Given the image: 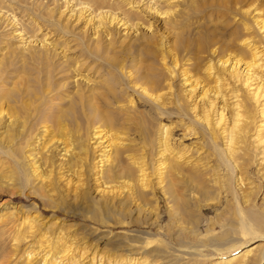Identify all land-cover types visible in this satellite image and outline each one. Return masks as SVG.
I'll return each instance as SVG.
<instances>
[{
  "label": "bare ground",
  "instance_id": "6f19581e",
  "mask_svg": "<svg viewBox=\"0 0 264 264\" xmlns=\"http://www.w3.org/2000/svg\"><path fill=\"white\" fill-rule=\"evenodd\" d=\"M188 1L63 0L64 7L68 8L66 14L74 16V26L79 19L83 20V27L91 24L92 38L86 42L85 50L89 52L86 57L95 58L105 68L106 76L102 78L105 79L102 86L92 87L86 84L85 78V86H77L67 93V78L73 77L74 83L84 79L87 73L82 76L79 68L88 71L95 62L66 53L69 47L66 34L73 27L70 29L66 22L54 18L52 8L45 12L42 0L30 3V10L49 22L54 34L67 37L64 42L55 37L54 43L46 37L47 32H33L31 28L33 34L21 38L20 42L26 47L38 38V48H30L31 53L26 54L11 50L0 60V154L3 162L15 166L10 177L13 181L22 182L25 175L42 181L56 175L57 179H65L66 185L73 181L74 187L76 183V192L72 187L71 190L77 205L91 214L94 223L109 227L120 224L121 213L129 212L131 204H136L139 210L153 205L158 220L159 202L154 200L158 190L169 207V217L181 228L177 236L182 235V238L189 231H195L193 236L198 237L201 234L197 231L200 229L198 221L204 209L211 202H218V194L227 189L231 195L229 218L221 224V235L214 236L208 228L206 232L212 238H201L203 246L209 244L216 251L226 252L242 240L264 238V207L245 205L248 192L240 195L239 200L237 184H234L242 180L240 175L235 178L234 172L244 169L249 173L255 157L257 164L264 166V74L260 78L255 71L264 66V61L260 60L264 57V35L260 34L264 31V18L251 17L250 11L255 6H249L256 4V0ZM182 2L192 10L202 4L216 6L230 14L229 20L239 15V29L225 42L212 33L186 42L183 32L176 35L173 44L163 38L161 42L156 41L151 35L152 26L157 27V22L163 20L168 28L176 23L179 27L175 15ZM2 9L3 0H0V18L7 12ZM58 10L60 14L63 12ZM246 12L251 13L255 31L260 32L262 47L254 44L257 32L253 39L249 37L250 32H245L250 26L242 14ZM5 18L15 19L13 14ZM112 27L124 33L132 31L135 35L140 29H147L150 33L143 35L142 41L147 44L148 53H144V57L142 53H115L108 46L109 42L105 44ZM20 31L17 30L18 35L29 32ZM71 34L79 38L78 33ZM135 39L125 51L133 48ZM78 40L82 46V40ZM243 40L248 41L246 48L238 42L243 43ZM155 45L159 46L158 50ZM161 65L165 72L159 71ZM13 74L16 79L7 83ZM131 94H136L138 101ZM188 102L191 103L190 115ZM143 103L149 105V109H139ZM253 108L258 120L252 113ZM172 114L179 118L188 135L198 137L199 146H180L173 142V126L158 121L163 115ZM132 128L143 137L139 147L129 139ZM91 139L95 140L90 142ZM127 140L130 141L127 143ZM221 167L228 173L224 175L225 180L219 173ZM257 174L261 184L257 182L256 192L264 189V167ZM150 177L155 181L151 182ZM91 180L93 191L100 194L98 200L90 196ZM41 191L46 192V189L43 187ZM36 194L43 197L40 192ZM9 217L0 211V264H191L190 257L196 252L174 253L176 250L169 241L148 238L143 243L138 241L139 244L149 247L162 244L165 249L157 252L158 249L151 248L147 256L140 257L131 251L128 258L116 260L94 247L84 256L87 246L82 245L77 251L72 241L63 237L65 234L47 235L45 227L44 231L35 233L39 227L33 222L26 224L27 215L21 217V222H8ZM9 223L13 229L5 226ZM22 225L26 228L24 231ZM28 237H31L30 244L22 248V242L28 241ZM35 243L37 245L30 250ZM199 252L195 254L205 255ZM262 260L264 262V243H251L214 264H260Z\"/></svg>",
  "mask_w": 264,
  "mask_h": 264
},
{
  "label": "rangeland",
  "instance_id": "374dc122",
  "mask_svg": "<svg viewBox=\"0 0 264 264\" xmlns=\"http://www.w3.org/2000/svg\"><path fill=\"white\" fill-rule=\"evenodd\" d=\"M42 1H43L42 9L44 11L49 8H52L54 10V12H52L54 13V18H58L59 21L62 23L66 22L65 24H68V27L70 29L73 27V30L68 31L69 33L66 34L68 36V37L66 36L67 38L64 35L62 36V34L60 35L54 34L53 32L54 29H52V27H49L50 26L48 24L49 22L41 19L39 16L35 15L33 10L32 11L30 10L32 8V6H29L30 3H35L37 2V0H23L21 2L19 0H3L2 10L4 11L7 10V12L4 14L3 17L0 18V60L3 58L4 55H7V53H11L10 52L11 50H14L16 53L26 54V53H31V51L28 52L30 48L37 49L38 47L36 46V43L38 38H36V40H34L33 43L25 45L26 47L22 46L20 39L26 38L27 35H31L35 31H38V33H40L42 30V33L44 32L48 33L46 34L48 40L54 43L56 42L55 37L57 38L60 37L61 42H64L63 40L64 38L68 39L67 44L69 47L68 48L67 46L65 47V49L67 48V51L65 52L74 53L75 56H78L77 57L78 59L85 61L84 59L87 58L86 55L87 53H89L87 50H85L86 42H88L87 39H89V37L92 38L90 36L91 24H89V26L86 24V26L83 27L85 25L83 23V20L77 19L78 21L76 20L77 22L74 26L75 23V19H73L74 16L72 15V17H70L66 14L68 8H66V6L64 7L63 0H42ZM189 1L191 2L192 0ZM253 5L255 6V8L252 10L253 12L250 11L252 14L250 12L242 13L243 15H245V18L247 17L245 22H249L250 26L249 28H247V30L241 29V31L246 30L245 31L246 33L250 32L248 34L252 35L249 36L252 39L254 38L253 35L255 36L258 33L255 36V39H253L254 44L257 47L260 46L262 47L261 44L262 41L259 37L260 32L255 31L256 29L254 25L251 24L252 23L251 17L257 16L256 17L257 19L259 17L264 18V0H256V4L255 2H253V4H251V6L249 7H253ZM126 7L127 5H125L124 8L126 9ZM244 7H246V5H244ZM58 9H61L63 12L60 14ZM178 10L179 12L177 15H175V20L176 18L179 19L178 20L180 23L179 27L177 26L176 23V26L174 27L171 26L168 28V25H166L163 20H160L161 22L160 21L157 22V27L152 26L153 32H151L152 33L151 35H153V38L156 41L160 40L161 42L163 38V41L173 44L176 39L175 38L176 35L179 32L180 33L183 32L182 37L186 40V42L196 38L199 35H203L207 33H212L220 41L225 42L229 38H232V34L234 33V30L239 29V25H238L240 20L239 15L238 16L234 15L235 17L233 16L232 19L229 20L228 17L230 16V14H225L223 10H220L219 8L213 5L209 6L202 4L201 6H196L194 12V10H192V7H189V5L186 2L184 3L182 2L178 4ZM180 12L182 13V15ZM11 14H13V17L15 18L14 21H12L9 18H5L6 15L11 16ZM247 14L249 17L247 16ZM249 14H251L252 16L250 17ZM67 16L70 18H68ZM20 25H21V29L23 28L24 31L20 29ZM37 27H39V29ZM252 27L254 28V30H252ZM31 28H33L32 30L33 32H30ZM166 28H168V30ZM15 29L24 33H26L27 31L29 32L23 35L20 33V35H18L17 30ZM111 29L112 30L110 34V39L105 44H108L109 42L108 46H110L113 51H116L115 53L118 54L134 53V55H137L138 53H142L141 56L143 57L145 56L144 53H148L146 47L147 44L142 41L143 35L146 36L150 33L147 32V29H145L146 31L144 30V28L143 31L140 29L137 35H135V33H132V31H128V33L127 32L124 33V30L120 31V29H116V28L114 29L113 27ZM71 31L74 32L75 34L78 33L77 36H79L78 39L82 40L83 43L82 46L81 44H78L79 40L75 38L74 35L71 34L72 33ZM260 34L264 35V31H262ZM37 37L40 38V34H38ZM251 38L250 40H252ZM83 39L85 40V42L83 41ZM134 39L136 41L133 48L129 52L125 51V50H129L130 43L133 42ZM238 42L245 48H246V44L248 43V41H244L243 43H240L241 41ZM154 47L156 50L159 49L158 48L159 46L157 45H155ZM263 58L261 57L260 60L264 61ZM87 60L90 62H95V64L92 63V66L94 65L93 66L94 68L92 67V69L88 71H86L85 70L86 68L84 69V67L79 68L81 70L82 76H84L86 73L87 74L86 77H84V79H77L76 83H74L73 77L67 78L69 80L67 81V83H65L66 93L71 89L77 88V86H85L86 84L92 87H97L98 85L102 86L104 80L106 79V76L103 74L105 68H103V66L101 67L100 63L93 57H89L87 58ZM142 62L145 63V59H142ZM159 71L165 72V68L161 65L159 66ZM255 71L258 72V75L260 76V78H262L261 76L262 74H264V66L258 68ZM32 72L34 71L32 70ZM20 75L24 76L21 74V72ZM12 77L8 78L7 83H9L10 80L16 79L15 74H13ZM84 80L87 83L84 82ZM174 82H176V80H174ZM98 89L100 88L98 87ZM132 96L134 100L138 101V97L136 94ZM216 106L218 105L216 104ZM186 107H187V113L190 115L191 103L188 102ZM139 109L147 110L149 109V105L147 104L145 105L143 103V105L139 106ZM252 111H253L252 113L255 114L256 119L258 120L259 116L257 114L256 109L253 108ZM187 120L188 119H186V121ZM158 121L161 122L162 125L173 126V137H172L173 142L180 144V146L200 145L198 137L196 135L193 136L188 135L189 132H187L184 129V126L181 124V122H179L180 121L179 118L176 117L175 115L173 114L171 116L163 115L162 119L161 120L158 119ZM1 130H4V128ZM134 130L135 128H132L130 130L129 139L132 140V142L134 141L133 144H135V147H139L141 146L140 144L141 141L143 140L142 139L143 137H141V135H139L138 132ZM94 140L95 139H91L90 142ZM130 140H127V143ZM201 151H203V149ZM154 159L158 160V157H155ZM256 159L257 157H255V161L250 165L249 173L247 171H244V169L241 171L239 170L238 172L236 171L234 172L235 178L238 175L242 177L241 182L236 181V183L234 184H237L236 189L239 192L238 194L239 200H240V195H244V193L248 192V202L244 204L250 207L262 208L264 207V200H263L264 189L258 190V192H256V187L259 184H261L257 171L258 170L261 171L264 166L262 167V165H258ZM0 160H1L0 211L6 212V215H10L8 222L14 220L16 222H21L20 221L21 217L23 218L24 216L27 215L28 219L26 221V224H30V222H33L34 224H36L37 228L39 227L37 230H35V233H38L41 230L44 231L45 228H47V230H45L47 231V235L49 234L54 235L55 233L58 232L61 236L62 234H65V236L63 235V237H65V239L68 237L67 240L70 239L69 241H72L73 246L76 247L77 251L81 247L87 246L85 251L86 254H83L84 256L89 255V252L94 247L98 248V250L100 251H104L106 256L109 255L111 258H115L116 260H118L121 257L128 258L130 256L129 254L132 252H137L136 257H140V255L147 256L148 255L147 253L152 249H156V250L158 249L157 252L159 250L160 251L164 250L165 245L154 244L155 245L154 247H149L146 245H140L139 243L140 242L143 243L148 238H159L164 241H169L170 245L176 250L174 253L176 252L182 253L188 251L193 252L195 250L196 252L197 251L199 252L201 250L199 253L202 254L205 253V255H197L195 254L196 252H193L192 256L190 257L193 259V262L190 261V263L192 262L191 264H214L215 262L228 259L232 254H236L240 250H243L251 243L252 244L264 243V238L261 237L250 239L248 241L245 239L244 241L242 240V243L237 245L236 247H231L230 249H226L225 250L226 252L217 250L219 253L216 251L215 248H212L211 245L209 244L203 246V244L201 243L202 241L201 238L202 239L212 238L211 237L212 235L208 234L206 230L209 228L211 229L214 236L215 235L220 236L223 231V226H221V224L226 223L225 220L228 221L227 220L229 218L228 205L231 202V195L229 194L227 189L225 190L222 189L221 192L218 194L219 197L218 202L217 201L215 203L211 202L209 207H207V209H204L203 213L201 214L202 218L200 217L201 220L199 219L198 221V227H200V229H197V231H199L201 234L198 237H196L193 236L195 231L194 232L189 231V234L190 233L192 234L190 235L188 234L181 238L182 235L177 236L181 228L177 227V223H175V220L169 217V207L166 203L165 198L158 190L156 191V196L154 197V200H156V202L157 201L159 202V207L157 210L159 211L160 217L158 220L155 218L156 214L152 209L153 205L151 206L147 205L146 206L147 209L139 210L136 204H131L130 206L131 209H129V212L127 210L121 213L120 224L117 225L114 224L113 226L109 227L99 223L97 224L94 223L93 220L90 218L91 214L89 212L87 213L84 212L85 209H82L80 205H77L78 202H76L75 199L73 198L74 195L73 191L76 192V188H75L76 183L73 185L74 187H72L73 181H71L72 184L70 183L66 185L64 181L65 179L63 178L57 179L56 175L54 177L51 176L50 180H43V181L40 178L30 179L25 175V179L22 182L20 180L13 181L10 177L13 175L15 170L14 164L8 165L5 162H3L4 157L1 154H0ZM219 173L221 176L228 174L226 168L223 167H221ZM149 179H151L150 180L151 182L155 181L154 177L153 178L150 177ZM223 179L225 180L226 176H224ZM92 181L93 180H91L90 182L91 184L89 183L90 196L95 200H98L100 198V194L97 193L96 191H93L94 184L92 183ZM240 183L243 184L241 185ZM43 187L46 189V192L41 191V188ZM71 187L73 188L72 189L73 191L71 190ZM37 192H40L43 197L36 194ZM150 203H154V202H150ZM6 225L7 227L8 226L11 227V229L14 228V226L11 223L5 224V226ZM23 227L24 226L22 225L21 228ZM25 229L26 228H23L22 230L24 231ZM170 233L171 235H169ZM176 236L178 238H176ZM30 238L28 237L27 238L28 241L22 242L21 245L22 248L24 246H27V244H30L29 242ZM227 238L228 237H224V239ZM132 240H134V243ZM179 240L180 242H178ZM197 240H199V242ZM36 245L37 244L35 243L30 248V250L34 248ZM180 245H193L194 247L187 246L188 247L187 248L185 246H180ZM35 251L36 250H34L33 252ZM196 258L197 260L194 261V259ZM84 260L85 258L82 259L83 262ZM260 264H264L263 260L260 262Z\"/></svg>",
  "mask_w": 264,
  "mask_h": 264
}]
</instances>
